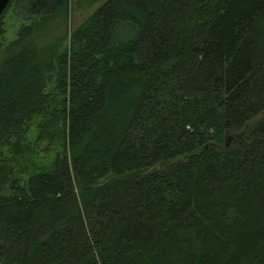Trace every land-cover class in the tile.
I'll return each instance as SVG.
<instances>
[{
  "label": "trees",
  "instance_id": "16d2710c",
  "mask_svg": "<svg viewBox=\"0 0 264 264\" xmlns=\"http://www.w3.org/2000/svg\"><path fill=\"white\" fill-rule=\"evenodd\" d=\"M85 2L0 15V264H264V0Z\"/></svg>",
  "mask_w": 264,
  "mask_h": 264
},
{
  "label": "rangeland",
  "instance_id": "374dc122",
  "mask_svg": "<svg viewBox=\"0 0 264 264\" xmlns=\"http://www.w3.org/2000/svg\"><path fill=\"white\" fill-rule=\"evenodd\" d=\"M86 0H70V9L67 19L69 28L78 25L94 8L95 4L85 2ZM88 1V0H87ZM25 21L14 13L12 8H7L2 17V25L4 27L3 36L0 38V46L12 40L15 37L16 31ZM0 47V48H1ZM33 130H29V139H32Z\"/></svg>",
  "mask_w": 264,
  "mask_h": 264
},
{
  "label": "water",
  "instance_id": "95a60500",
  "mask_svg": "<svg viewBox=\"0 0 264 264\" xmlns=\"http://www.w3.org/2000/svg\"><path fill=\"white\" fill-rule=\"evenodd\" d=\"M8 3H9V0H0V15L5 10V8L7 7Z\"/></svg>",
  "mask_w": 264,
  "mask_h": 264
}]
</instances>
